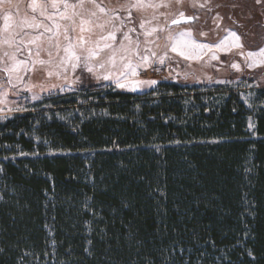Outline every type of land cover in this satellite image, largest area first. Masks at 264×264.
Segmentation results:
<instances>
[{"label":"trees","instance_id":"obj_1","mask_svg":"<svg viewBox=\"0 0 264 264\" xmlns=\"http://www.w3.org/2000/svg\"><path fill=\"white\" fill-rule=\"evenodd\" d=\"M78 91L0 119V264H264V85Z\"/></svg>","mask_w":264,"mask_h":264},{"label":"rangeland","instance_id":"obj_2","mask_svg":"<svg viewBox=\"0 0 264 264\" xmlns=\"http://www.w3.org/2000/svg\"><path fill=\"white\" fill-rule=\"evenodd\" d=\"M179 16L193 20L171 26V20ZM81 20L89 21L84 32ZM54 23L61 26L58 36H53ZM45 26L52 32L45 31ZM65 27L78 55L87 56L89 49L98 53L87 60L92 72L83 59L75 69L71 63H60L67 43ZM178 33H185L180 39L188 47L173 51L172 37ZM5 39L11 41L10 47ZM262 49L264 0H0V119L82 87L108 85L131 93L154 89L161 82L257 88L264 85ZM4 52L25 62L19 71H4L13 64ZM105 75L109 79H103ZM117 81L124 87H118ZM248 128L253 130L252 119Z\"/></svg>","mask_w":264,"mask_h":264},{"label":"snow or ice","instance_id":"obj_3","mask_svg":"<svg viewBox=\"0 0 264 264\" xmlns=\"http://www.w3.org/2000/svg\"><path fill=\"white\" fill-rule=\"evenodd\" d=\"M65 8L68 7V5L65 3ZM133 7H136L138 5H132ZM53 7H57V5L53 4ZM73 7H77V6H73ZM102 12L105 11L103 8L100 9ZM76 13H74L75 15ZM92 15H94V13H92ZM182 15V14H181ZM61 18L62 19H71L70 17H66L64 15H61ZM5 21H7L9 19V17L5 16ZM177 21H173V23H176ZM86 23H89V21H85V20H81V32H84L86 29L84 27V25ZM29 27H32L33 25L29 24L28 25ZM54 26L56 28V32L53 33V36H58L59 35V29H60V25L59 24H55L54 23ZM143 27V25H141ZM5 27L7 28L8 25L6 24ZM38 27V25H37ZM45 31L47 32H52V29L45 26ZM153 31H155V29H153ZM69 32H70V29L68 27H65L64 29V40L67 41L66 45L63 47V53L64 55L59 57L60 59V63L61 64H64V65H67L69 63H71V67L73 69H75L76 67H78L79 65V62L83 59L85 61V66L87 67V71L89 72H92L93 69L91 67H88L87 66V60L95 55H97L98 53L96 52L95 49H89L88 50V55L87 56H84L82 57L81 55H78L75 51V47L76 45L72 42V37L69 35ZM43 35V34H41ZM111 35V34H110ZM185 35V33H178L175 37H172V40H173V44L171 45L172 47V50L173 51H177L178 48L180 47H188V45L186 43H184V41H182L180 38L183 37ZM231 35L235 36V33H231ZM114 38V37H112ZM125 38H127V33H125ZM35 39L34 38L33 40H31L30 42L31 43H35ZM52 37H49V40H51ZM4 43L7 44L9 47L11 46V41L8 40V39H5L4 40ZM80 43L81 45L84 43V37L81 36L80 37ZM105 47H108V45H105ZM198 47H208V45H199ZM216 47H220V45H216ZM262 52H264V49L261 50ZM181 55H185V52H180ZM249 55H252V53H250ZM4 56L5 57H8L10 60L13 61V64L9 67H6L4 69L5 72L7 73H12L14 71H19L20 69V65L21 64H24L25 62L24 61H17L15 59V55H9L8 52H4ZM146 59V58H145ZM213 59H215V57L213 56ZM41 63H44L43 61H41ZM103 65H101L102 67ZM235 67V65H234ZM123 75V74H122ZM103 79H109V76L105 75L103 77ZM117 86L118 87H124V85L120 84L119 81H117ZM249 255H251V252L249 253Z\"/></svg>","mask_w":264,"mask_h":264},{"label":"water","instance_id":"obj_4","mask_svg":"<svg viewBox=\"0 0 264 264\" xmlns=\"http://www.w3.org/2000/svg\"><path fill=\"white\" fill-rule=\"evenodd\" d=\"M192 17L191 16H179L171 20L170 25H181V24H187L192 22ZM173 21H177L176 23H173Z\"/></svg>","mask_w":264,"mask_h":264}]
</instances>
